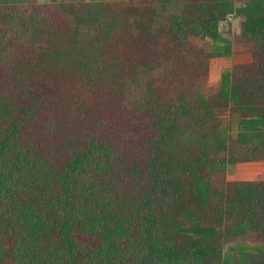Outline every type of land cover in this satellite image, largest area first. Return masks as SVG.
Returning <instances> with one entry per match:
<instances>
[{"label": "trees", "instance_id": "1", "mask_svg": "<svg viewBox=\"0 0 264 264\" xmlns=\"http://www.w3.org/2000/svg\"><path fill=\"white\" fill-rule=\"evenodd\" d=\"M161 3L0 0V264H224L231 238L264 245V182L227 178L264 161V0ZM230 14L253 62L204 95L232 42L190 38L222 40ZM227 113L231 144L183 142Z\"/></svg>", "mask_w": 264, "mask_h": 264}, {"label": "rangeland", "instance_id": "2", "mask_svg": "<svg viewBox=\"0 0 264 264\" xmlns=\"http://www.w3.org/2000/svg\"><path fill=\"white\" fill-rule=\"evenodd\" d=\"M41 3L42 0H38ZM106 2L112 3H135L141 4L145 1L150 3L152 1L153 5L158 7L159 11L163 12L166 9V12H170L173 9V6L170 3H167L163 7L162 0H105ZM178 0H172V3H177ZM237 6L241 5L239 1L236 0ZM56 2H61V0H56ZM63 2V0H62ZM49 3V2H48ZM178 8V4L176 5ZM175 8L174 10H180ZM163 10V11H162ZM241 23L242 20L239 17H235L230 14L227 17V20H224L219 23V32L222 36V40H213L211 38H200V37H191L190 41L196 44L199 47L204 48L207 51L214 53L225 52L224 39H228L232 42L233 52L229 56H215L210 61V70L209 78L200 86V91L204 95H209L213 92H216L220 88L221 79L224 73L232 70L236 65H251L253 62L252 56V46L250 43L246 42L241 37ZM220 132V133H219ZM239 132V125L236 120L230 116L229 113L218 121L217 125H207L204 132H188L183 138V142L193 148H201L203 146H209L211 149L215 150L218 147L217 141L222 140L226 144H231L233 139L236 138ZM217 133V134H216ZM227 152L222 151L221 155L224 158ZM240 169L241 177L237 174V171ZM228 180L229 181H258L264 182V161L259 162H243L238 163L234 168V173L231 174L228 171ZM251 252H264V245L256 244H244L237 242L236 238H231L229 242L225 244L224 247V264H239L241 257L244 253Z\"/></svg>", "mask_w": 264, "mask_h": 264}, {"label": "crops", "instance_id": "3", "mask_svg": "<svg viewBox=\"0 0 264 264\" xmlns=\"http://www.w3.org/2000/svg\"><path fill=\"white\" fill-rule=\"evenodd\" d=\"M62 1V0H61ZM80 1H86V2H99V1H105V0H63V2H68V3H76V2H80ZM42 2L44 3H48L51 2V0H42ZM237 174L239 175V178H242L241 173H240V169L237 171ZM241 175V176H240Z\"/></svg>", "mask_w": 264, "mask_h": 264}]
</instances>
